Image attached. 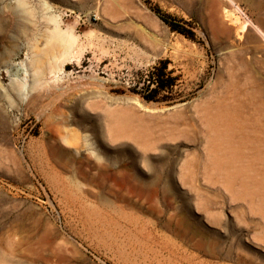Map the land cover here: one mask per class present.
I'll list each match as a JSON object with an SVG mask.
<instances>
[{
	"label": "rangeland",
	"instance_id": "obj_1",
	"mask_svg": "<svg viewBox=\"0 0 264 264\" xmlns=\"http://www.w3.org/2000/svg\"><path fill=\"white\" fill-rule=\"evenodd\" d=\"M232 1L245 31L228 0H0V264H264V0Z\"/></svg>",
	"mask_w": 264,
	"mask_h": 264
},
{
	"label": "bare ground",
	"instance_id": "obj_2",
	"mask_svg": "<svg viewBox=\"0 0 264 264\" xmlns=\"http://www.w3.org/2000/svg\"><path fill=\"white\" fill-rule=\"evenodd\" d=\"M229 3H230V7L229 8H225V7H222L221 8V11H223L224 13V17L230 19L229 22H233V23H236V25L238 23H240V30H243L245 31L244 29H246L247 27H250L251 26V22H248L247 20H243L241 22V17H242V13H240L239 9L234 5L233 1L232 0H228ZM215 4H217L218 7H220L221 5H219L220 3L216 2ZM50 8V7H49ZM49 8L47 7L46 9L49 10ZM49 11H53V10H49ZM59 17V16H58ZM54 15H51V17L49 16L48 18V21L49 22H53V23H56V19L58 18ZM244 18V17H242ZM231 22V23H232ZM232 23V24H233ZM250 25V26H249ZM242 31V32H243ZM60 31L58 30V28H56V26L54 27L53 31H52V35L54 36H59L60 35ZM53 36V37H54ZM70 36V35H69ZM60 46L62 47V50H63V53L71 50L72 48V45H74V41L75 39L73 37H68L67 39L66 38H60ZM67 53V52H66ZM65 54V53H64ZM71 55V54H70ZM151 196H153V194H151Z\"/></svg>",
	"mask_w": 264,
	"mask_h": 264
},
{
	"label": "trees",
	"instance_id": "obj_3",
	"mask_svg": "<svg viewBox=\"0 0 264 264\" xmlns=\"http://www.w3.org/2000/svg\"><path fill=\"white\" fill-rule=\"evenodd\" d=\"M157 16L172 30L178 32L185 37L192 38V33L187 31L186 29L180 27L178 24L172 22L169 17L162 15L159 11H157ZM150 81L156 85V89L164 90L167 88L165 75L163 73V69H156L155 72H152L150 75ZM165 83V84H164ZM172 85V84H170ZM169 85V86H170Z\"/></svg>",
	"mask_w": 264,
	"mask_h": 264
}]
</instances>
